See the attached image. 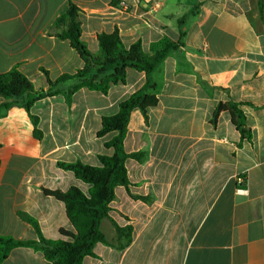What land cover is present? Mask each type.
I'll use <instances>...</instances> for the list:
<instances>
[{
  "label": "crops",
  "instance_id": "obj_1",
  "mask_svg": "<svg viewBox=\"0 0 264 264\" xmlns=\"http://www.w3.org/2000/svg\"><path fill=\"white\" fill-rule=\"evenodd\" d=\"M70 3L80 10L82 40L99 52L98 35L119 31L126 47L141 41L145 52L164 37L179 39L178 21L188 15L184 46L170 52L152 73L158 104L148 118L132 111L124 140L130 184L118 186L101 229L110 244L97 243L84 264H264V0H0V73L13 67L36 90L74 74L84 61L54 23ZM146 83L134 69L108 94L82 88L69 106L62 95L34 104L42 137L17 105L0 117V235L37 239L22 220L38 221L47 239L73 232L65 204L43 189L67 191L90 185L58 162L99 167L115 132L98 137L102 118ZM0 95V107L4 102ZM235 102L252 140L243 139L220 103ZM116 225L131 228L119 246ZM66 239V238H65ZM1 264H51L28 247L14 248Z\"/></svg>",
  "mask_w": 264,
  "mask_h": 264
},
{
  "label": "trees",
  "instance_id": "obj_2",
  "mask_svg": "<svg viewBox=\"0 0 264 264\" xmlns=\"http://www.w3.org/2000/svg\"><path fill=\"white\" fill-rule=\"evenodd\" d=\"M80 13L81 10L70 3L67 11L56 19L54 35L69 41L71 47L84 61V67L74 74H64L57 79H52L49 73L43 70L48 84L45 90H36L32 81L18 67L0 73V95L5 100L0 107V117L14 105L24 108L33 120L35 135L41 138L42 133L38 129L39 120L31 114V108L36 102L62 95L66 103L71 106L74 95L82 88L106 95L112 86L126 82L127 72L131 69L144 72L146 83L120 104L116 115L102 118L101 129L97 136L103 137L112 132L116 135L106 143V147L114 150L113 155L99 156L101 166H90L81 161L57 163L59 168L72 172L76 178L89 184V192L86 194L78 187H71L67 191L43 189L45 195L54 197L65 204L66 213L74 231L61 229L60 233L64 239H47L43 236L36 219L25 213H19L22 220L35 229L38 238L20 240L0 235V264L8 258L14 248L18 247H28L41 252L51 264H84V258L93 255L97 243L110 244L101 229V224L109 217L110 204L115 198L116 187H127L130 184L126 161L129 158L144 161L146 158L145 153L125 151L124 140L131 113L135 109H140L144 117L148 118V109L157 106L159 101L154 92L156 85L152 73L164 62L170 52L184 46L186 36L184 26L188 15L178 21V41L164 37L152 43L150 52H145L141 41L126 47L116 29L113 33L98 35L100 49L95 54L82 40ZM222 111L230 112L232 123L242 138L251 141L252 131L246 123V117L239 108V104L232 101L220 103L213 115V123H216ZM116 231L119 246L125 248L132 239L131 228H121L116 225Z\"/></svg>",
  "mask_w": 264,
  "mask_h": 264
}]
</instances>
